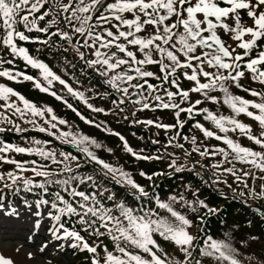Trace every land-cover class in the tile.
Returning a JSON list of instances; mask_svg holds the SVG:
<instances>
[{
    "label": "snow or ice",
    "instance_id": "1",
    "mask_svg": "<svg viewBox=\"0 0 264 264\" xmlns=\"http://www.w3.org/2000/svg\"><path fill=\"white\" fill-rule=\"evenodd\" d=\"M242 13L252 21L250 26L242 22ZM229 20L233 23L229 24ZM0 30L3 31L0 47L13 57L9 60L0 57V77L18 83L20 78L32 82L35 89L62 102L85 124L118 137L124 151L134 159L170 157L168 168L171 171L148 174L141 170L142 178L153 181L157 176L171 177L188 170L203 181L201 173L196 171L199 162H193L191 167L180 163L175 151L167 152L171 147L183 150L186 160L193 153L202 158L219 156L215 163L201 165L213 170L211 183L225 184L233 192L240 189L239 195L248 199H264V0H0ZM219 30L230 34L237 42L235 48L226 45ZM32 33L43 34L44 38ZM20 42L38 43L48 49L62 48L64 52L71 48L83 64L82 71L90 70L99 78L98 84L111 90L103 96L115 93L111 101L114 109L90 103L91 96L74 88ZM65 44L67 47L63 46ZM237 48L242 52H237ZM17 57L38 69L39 77L3 68L5 63L14 65ZM68 66L76 67L71 62ZM147 66H156L159 72L148 70ZM70 78L80 83L74 75ZM242 78H250L262 90L244 86ZM182 79L192 86L182 88ZM54 82L94 113L119 115L125 111L124 105L132 106V117L144 110H172L174 124L135 119L132 123L174 134L168 135L164 144L152 140V144L160 145L158 154L144 155V149L134 150L127 139L107 127L106 122L85 117L53 90ZM232 86L258 101L233 94ZM96 87L90 85L86 91L100 97ZM190 93L199 94L202 99L192 102ZM0 101L3 102L0 103V133L20 134L26 145L0 139V167L13 166L11 170L0 171V215L19 217L21 214L18 206L7 200L6 191L14 196L21 192L33 194L34 201L29 203L25 199L23 204L28 210L34 209L31 212L35 217L34 229H39L42 220L47 219L52 239L61 242L60 247L90 254L86 257L89 264H243L240 248L234 242V230L224 231L219 237L204 229L199 230L202 233L199 237L192 232L195 217H189L187 212L199 215L205 210L204 215H199L201 223H205L206 216L216 215L221 210L200 199L198 190L192 192L191 185L185 184L184 188L194 199L186 198L184 192H172L162 198L158 186L153 185L150 192L131 172L100 158L95 150L104 145L74 130L52 107L38 106L4 84H0ZM205 101L222 103L231 114L198 107ZM185 103L187 107L183 106ZM182 113L190 120L202 116L204 121L210 122L218 131L206 128L198 120L193 128L205 139L213 138L226 147H209L198 142L195 135H184L186 121L180 118ZM241 115L250 118L253 124L244 123L239 119ZM61 126H66L67 130ZM29 131L43 133L51 139L22 135ZM229 133H238L259 146V150L242 145ZM53 141L70 146L78 154L54 146ZM181 141L188 143L190 150ZM107 151L111 153L112 149ZM10 153L37 159L18 160ZM93 164L99 166L98 174L81 171ZM224 164L229 166L224 167ZM222 176H231L237 189H232ZM249 180L253 184L261 181L260 190L251 187ZM109 184L119 186L122 192L118 195ZM243 189H247V193ZM247 202V199L242 201ZM254 212L264 219V205L257 206ZM82 232L94 238L93 242L89 243ZM257 239L252 237L253 241ZM164 243H171L173 251L166 250ZM245 243L239 241L240 245ZM47 247V244L42 245L40 251ZM176 252L180 255H175ZM28 258H32V253ZM248 260L249 264L256 261L264 264L258 257H248ZM0 264H14V261L0 254Z\"/></svg>",
    "mask_w": 264,
    "mask_h": 264
},
{
    "label": "rangeland",
    "instance_id": "2",
    "mask_svg": "<svg viewBox=\"0 0 264 264\" xmlns=\"http://www.w3.org/2000/svg\"><path fill=\"white\" fill-rule=\"evenodd\" d=\"M243 15H245V14H243ZM245 24L250 26L252 24V21L248 18L247 23H245ZM41 26H43V25H41ZM31 35H33V36L40 35L41 38H44L43 34L32 33ZM2 36H3V31L0 30V37H2ZM225 37L227 38V41H228V43L226 45H231L233 48H235L237 42L233 41L230 38V34H226L224 36V38ZM53 39L58 40V38H56V37H54ZM20 43L22 44V46L27 47L29 49V52L31 55H33V56L43 60L45 63H47L52 68V70L54 72L59 71L57 64H55V62H54L56 60L52 59L50 57H47L48 58L47 59L44 56L43 51L47 48H45L43 45L38 44V43H27V42L26 43L20 42ZM63 46L67 47L66 44ZM37 49H43V51H37ZM238 49L239 48L236 49L237 52H238ZM66 55H70L71 59H74V58L77 59L74 51L71 48L68 49V51L66 52ZM56 56H58V54H56ZM0 57H2L5 60L13 59V57L6 50H4L2 48H0ZM3 68H10L13 71H22V72H25L29 75L34 76V77H39V70L38 69L31 68L30 66L26 65L22 59H20L18 57L15 58L14 65H9V64L5 63L3 65ZM147 68H148V70H151V71H154L157 73L159 72V70L156 66H147ZM0 70H2V69H0ZM57 74L59 75V72ZM20 79H21V82L18 83V82L8 80L5 77H0V84H4L8 87L13 88L14 90L19 92L20 94L24 95L30 101L37 103L38 106L48 105L54 109L55 113L62 112V114H59L58 116L68 120L69 124H71L73 126L74 130L82 131L84 134L87 133L86 130L82 127H86V126H88V124H85L82 120H80L79 117L74 112H72L70 109H68L62 102L57 101L54 97H52L49 94L42 93L39 90L35 89L33 87L32 82L23 81L22 78H20ZM68 83L74 87V84H72L70 82H68ZM154 83H158V82H154ZM191 86H192L191 82L183 80V79L181 80V87L182 88L188 89ZM74 88H76V87H74ZM53 90L57 91L58 94L63 95L65 99H67L70 103L73 104L74 107H76L74 105V100H77V99H75L72 96H70L69 94H67L66 90L63 89V86L60 85L58 82H54ZM170 90L174 91L175 89H170ZM195 94L196 93H190V101L194 102L196 99H200L198 97H195ZM214 95L220 96L222 94H215L214 93ZM244 98L249 99V100L256 99L258 101V98H254L250 95L245 96ZM11 99L15 100L16 98L12 97ZM177 102H179V98H177ZM0 103H3V102L0 101ZM95 104L99 105L98 103H95ZM183 106L187 107L188 105H187V103H185ZM198 107H200V108L207 107L211 111H214V112L218 111L224 115H230L231 114V110L226 105H223L222 103L213 104L211 102H204L201 105H199ZM169 111H172V110H164V111L160 112V114L163 113V116L165 118L170 119L171 117H174V112H172L170 114ZM180 118L182 120L186 121L185 127L183 129L184 135H187V136L195 135L197 137L198 142L202 141L203 144L208 145V146H212L213 144H215V145H218L220 147H226L221 142L216 141L213 138L205 139L203 137V134L198 129L193 128V124L198 120L206 128H209L213 131H218L217 129H215L211 125L210 122L204 121L202 116H196L194 119L190 120L188 118L187 114L182 113ZM13 119H16V118L13 117ZM239 119L242 120L246 124H253V121L244 115H241L239 117ZM17 122L22 123L20 121H17ZM175 122L176 121H174L173 124ZM79 124L82 125V127H80ZM22 126L29 127V126L23 125V124H22ZM253 126L256 127V125H253ZM61 127H63L65 130H67L66 126H61ZM29 132L32 133L37 139H41V140L51 139L50 137L45 136V134H43V133L40 134V133L35 132V131H29ZM87 135L97 139L98 142H100L101 144L104 145L103 148L106 147V149H100V151H101L100 154L97 153V155L100 158L104 159L106 162H109L113 165L122 166L125 170L131 172L134 179L138 183L143 185L146 188V190L151 192L153 185H155L163 177V176L154 177L153 181H148L147 179L142 178L139 175V172L141 170H143L144 172H146L148 174H152L150 172L156 171L157 169H151L150 171H146V170H148V167L145 166V163H143V165H141V163H139V160L134 159L130 154L125 152L123 148H118L119 150H114L115 146L107 147L111 144H107V142L104 143L101 139H99L98 132L94 133V132L90 131V133H87ZM229 135L232 136L233 139L238 140L242 145L247 146V147H255L257 150H259V146H254L252 144V142L248 141L245 137L239 136L238 133H229ZM110 140H114V143H117L115 139L111 138ZM140 140H142V138H140L138 141H140ZM181 143H185V142L183 141ZM53 145L58 147V148L62 147L66 151H72L73 152L72 149L67 148L65 146H62V145H59V143H57L55 141H53ZM131 146H133V145L131 144ZM190 147L191 146L188 143H185V148L190 150ZM108 148L112 149L111 153H109L107 151ZM133 149L135 150V148H133ZM174 150L177 153V155L180 157V159H179L180 163H186L189 165V167H191L193 162H199L196 164V171L201 173V175L204 178L203 179L204 183H205V181H208L207 184L209 185V188L218 190L220 193H222L226 197L236 196V194H237L241 200L244 201L247 199L248 203H251L253 206L254 205H256V206L264 205V199L252 200V199H248L246 196H240L239 195L240 189H237V185L235 183H233V178L231 176H226V177L222 176L221 179H227L228 183L232 185V189H237L236 192H233L225 184H222V183L213 184V183H211L210 178L212 177V171L213 170L211 168H208V167L201 168V165H204V166L211 165L220 159L219 156L213 158L214 161H212L209 158H202L199 154L193 153L192 156L186 160L183 156V150H181V149H174ZM74 154H76V153H74ZM9 155H11L13 158L18 159V160H26L24 157H21L15 153H10ZM165 161L166 162L163 165V168L161 169L160 172L171 171L168 168V164L170 162V157H167L165 159ZM81 162H83V161H81ZM10 166H12V165H10ZM228 166H229L228 164H224V167H228ZM237 167H241V165L237 164ZM97 169L98 168L91 165V166L84 167L83 169H81V171L84 173H87V174H98ZM186 183H187V180H183L180 183H176V184L170 185L169 187H162V188H158L159 187V185H158L157 191L160 193L162 198H165V197H167V195L169 193H172V192H184L183 187ZM250 183H252L251 180H249V185L251 186L253 183L252 184H250ZM260 184H261V181L256 183L255 189L257 191L260 190ZM108 186L115 188L114 186H117V185L109 184ZM180 186H183V187L181 188ZM117 188L119 189V191L122 192V190L120 189L119 186H117ZM117 188H116V190L118 191ZM243 190L245 191V193H247V191H248L247 189H243ZM117 194L119 195L120 193L117 192ZM201 196H202V198L204 197V195L201 194V195H199L200 199H202ZM189 199H191V198H189ZM18 208H19L20 213H21L19 217H16V216L8 217V216L0 215V254L2 253L5 257H10L14 261V264H89V261L86 259V257L89 256L90 254H88L86 252L82 253V252L78 251V252H76L75 257L79 256L82 258H80V260H78V261H76L77 259L72 261L73 258L71 256L69 250H68V248H70V247H67V246H65L64 248H58V246L54 247L55 242L53 241V239H49L50 244H47L48 247L43 252H41L40 248L44 244L42 242H40V237L45 238L47 236L44 229H45V227H47V225H48V227L51 226L50 222L47 219H44V220H42V226L39 229H34L33 220L35 219V217H33L31 214V212L34 211V209L28 210L24 207V205L18 206ZM198 223L199 224L194 223L195 227L192 229V232L199 237L202 235V233L199 231L202 228H201V223L200 222H198ZM31 232H34V234L32 235ZM43 234H44V236H42ZM81 234L84 235L85 238L89 240V243L93 242L94 238H89L87 233L82 232ZM105 242L108 243L107 240H105ZM257 245L258 246L262 245V241H258ZM241 246H245V245L243 244ZM17 249H19V251H17ZM109 249L110 250L112 249V245L110 243H109ZM240 251L242 253L241 259L243 260V264H249L248 257H254V255L248 253L242 247L240 248ZM29 253H32L31 259L28 258ZM175 255L179 256L180 254L175 253ZM254 264H258V261L254 262Z\"/></svg>",
    "mask_w": 264,
    "mask_h": 264
},
{
    "label": "trees",
    "instance_id": "3",
    "mask_svg": "<svg viewBox=\"0 0 264 264\" xmlns=\"http://www.w3.org/2000/svg\"><path fill=\"white\" fill-rule=\"evenodd\" d=\"M247 19L248 17H246L245 15H242L243 23H247ZM219 35L227 44L228 41L226 37L224 38L226 34L223 32V30H222V34H219ZM43 52L46 58L50 57L57 61V62L54 61L55 64H57V67L59 68V71L55 70L56 73L59 72V75L63 79H66L68 82L74 84V87L78 88L81 91H85L86 95L92 97L89 101L90 103L91 102L94 104L98 103L99 105L95 104V106L103 107L105 109H114V106L112 105L111 101L112 99L115 98V93H112L111 95L107 97H104L103 96L104 92L106 91L110 92L111 90L107 89L105 86L98 84L99 78L96 77L93 73H91L90 70L82 71L83 69L82 62L78 61V59H75V58H74L75 60L71 59L70 58L71 56L66 55V52H64L61 48L59 49H48L47 48ZM238 52H242V50L238 49ZM56 54H58V56H56ZM69 62H71L72 64H75L76 67L72 68L68 66ZM65 69L68 73L67 75H65ZM73 75L80 81L79 84H76L75 81H73L70 78ZM150 82L154 83L157 81L151 80ZM241 84H243L246 87L254 88L258 91L262 90L261 86L256 82H252L250 78H242ZM90 85L97 86L96 90L101 93L100 97L94 96L91 93H88L86 91ZM230 90L233 92V94L240 95L243 97L249 95L248 93H245L241 89L235 88V86H232ZM215 94H221V93H215ZM195 97L202 99V97L199 94H195ZM205 102H209V101H205ZM74 105L76 106L78 111L81 112L85 117L93 119L97 122H101V121L106 122L107 127L111 128L115 132H119L120 134H122L127 139L130 146L131 144L133 145L131 147L135 148L136 151H139L140 149H144L145 150L143 153L144 155L158 154L157 149L160 148V145L152 144L151 143L152 140H159L161 144H164L166 143L167 136L174 134V132H169L166 134L164 130L157 129L154 126H146L144 124H133L132 123V120L135 119V120H154V121H158L164 124H173V122L175 121L174 117L170 118L168 116L170 119H167L163 116V113L160 114V112L164 111L163 109H158L155 111L153 110L140 111L136 113L135 117H132L130 116V109L132 108L131 105H124L125 111L119 115H116V114L105 115V114L91 112L89 109H87V107L82 102L78 100H74ZM172 112L173 111H169L170 114ZM56 114L59 115V114H62V112H58ZM124 116H128L129 118L124 119L123 118ZM79 126L82 127V125L80 124ZM82 128H84L87 133H90V131L94 133L98 132L99 139H101L104 143L107 142V144H111L107 147L115 146L114 150H119L118 148H123L122 142L118 139V137L114 135H110L102 131L101 129H97V128L95 129V127L91 125H88ZM22 135L29 137V138L35 137L30 132H26ZM111 138L115 139L117 143H114V140H110ZM140 138H142V140L138 141ZM0 139H3L11 143H17V144H20L21 146H26L21 135L15 132L7 131L4 133H0ZM214 145L215 144H213L212 146ZM62 146L72 149L68 145H62ZM102 149H106V147ZM72 150L74 153H76L74 149ZM96 151L98 154L101 153L100 149ZM162 151L163 150H161V152ZM173 151L175 150L171 147L167 149L168 153H171ZM17 155L24 157L26 160L27 159H37V157H28L27 155H23V154H17ZM167 157L168 156L165 155V158L161 160H139V163H141V165L145 163V166L148 167V170L145 169L146 171H150L151 169H157L156 171H153V172H160L161 169L163 168V165L166 162L165 159ZM209 159L214 161L213 158H209ZM93 166H95L96 168H99L98 165L93 164ZM11 168L12 166L5 164V165H2V167H0V171L11 170ZM153 172H150V173H153ZM183 180H187L186 184L191 185L192 192H196L198 190V195H201V194L204 195V197L202 198L201 196V198L204 199L206 203L209 204V206L215 207L221 210L216 215L206 216L205 223H201L199 219V215H204L205 210H201L199 212V215L194 214L190 211L187 212V215L189 217H195L194 223L199 224L198 222H200L201 228L204 229L205 232L214 235V237L221 236L224 231L234 230L235 232L234 242L237 244V246L239 248L242 247L245 251L254 255V257H258L259 259L264 260V219H262L259 215H257L254 212V209L257 207L256 205L253 206L251 203H248V202L242 203L243 200H241L237 194L235 196L236 197L235 199H233V196L226 197L225 195L220 193L218 190L209 188V185L207 183H204L193 171H188V170H185L181 173H174L171 177L167 175H163V177L155 185L156 186L159 185L158 188L169 187L170 185L180 183ZM258 182L256 181L255 184L250 183L252 184L251 187L255 188L256 183ZM114 187L115 188H113V190H115L118 193H121V191H119L117 186H114ZM180 187L182 188L183 186H180ZM116 188L118 189V191L116 190ZM183 189H184L186 198L194 199L191 192H186L184 187ZM6 196H7V200L18 197L19 199L26 198L33 202L35 199V196L33 194L26 193V192H21L18 195L14 196L11 192L6 191ZM249 221L251 223H249ZM253 236L258 237V239L253 241L252 240ZM240 240L246 241V243L244 244L245 246H241L239 244ZM258 241H262V245L258 246L257 245ZM163 247L166 248V250H168L169 252L173 251V245L171 243H164ZM176 253L179 254L178 252ZM80 258L82 257L74 256V260L77 259L76 261L80 260Z\"/></svg>",
    "mask_w": 264,
    "mask_h": 264
}]
</instances>
